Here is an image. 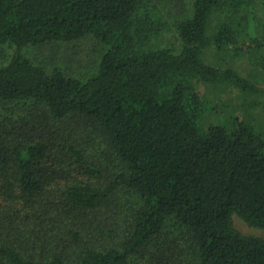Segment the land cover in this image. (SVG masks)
<instances>
[{
  "label": "trees",
  "instance_id": "1",
  "mask_svg": "<svg viewBox=\"0 0 264 264\" xmlns=\"http://www.w3.org/2000/svg\"><path fill=\"white\" fill-rule=\"evenodd\" d=\"M252 2L0 0V264H264L233 223L264 231V136L200 92H257L202 58L244 51Z\"/></svg>",
  "mask_w": 264,
  "mask_h": 264
},
{
  "label": "rangeland",
  "instance_id": "2",
  "mask_svg": "<svg viewBox=\"0 0 264 264\" xmlns=\"http://www.w3.org/2000/svg\"><path fill=\"white\" fill-rule=\"evenodd\" d=\"M247 12L249 14L246 28L247 35L239 40V43L244 42V44H241L244 51L238 50L236 52L235 49H230L227 52H217L211 48L205 52L202 58L211 66H220L221 68L231 66L241 76L251 80L258 90L252 96H249L239 88L227 83L203 85L200 88L204 100L202 122L205 125H230L233 118L238 117L249 122L257 132L264 136V49L254 50L253 43L248 39L250 37L254 38L255 28L258 24L264 23V0H253L251 6L247 7ZM245 14L247 16V13ZM165 18L168 20L166 16ZM217 23V17L213 14L209 25V33L213 32ZM158 41L163 47L172 49L177 47L173 30L163 32L155 42ZM88 44V41L84 42L85 47ZM60 52L63 53L64 50ZM28 54L41 61L44 58L45 60L49 58V54L44 51L37 52L34 49L28 50ZM81 56L83 57V55ZM233 223L234 227L243 234L257 235L264 238V231L250 228L236 218H234Z\"/></svg>",
  "mask_w": 264,
  "mask_h": 264
}]
</instances>
